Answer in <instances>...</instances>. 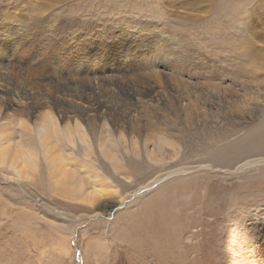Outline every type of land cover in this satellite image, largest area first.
I'll use <instances>...</instances> for the list:
<instances>
[{
	"label": "rangeland",
	"instance_id": "374dc122",
	"mask_svg": "<svg viewBox=\"0 0 264 264\" xmlns=\"http://www.w3.org/2000/svg\"><path fill=\"white\" fill-rule=\"evenodd\" d=\"M209 1L213 0H0V51H5L0 57L12 51L9 48V45L13 44L11 36H6L1 31L5 23L3 13L5 16L9 12L13 13L12 7L18 13L21 12L25 20L5 24L8 31L15 35L23 31L26 34L24 42L34 46L28 59L25 57L21 59L18 52L10 53L13 57V66L17 67L13 70H21L19 69L21 66L41 62L39 57L46 48L59 47L57 45L52 47L49 44L62 43V41L66 52L70 51L69 48H73L75 55H80L84 62L93 64L92 60L89 61L90 48L87 47V51H82V46L75 47L80 42V37L84 35L106 44V48L99 46L96 49L94 55L98 58L103 56L107 46H110L106 41L107 36L103 35L102 31L111 29L113 31L124 26L125 29L132 26L133 32L140 27L145 28L143 34L138 35L135 43L132 42L130 45L125 42L119 43L122 50L130 55H139V58H151V55L156 54L155 44L151 41V38L155 37L170 43L171 37L182 36L184 39H180L181 44L178 43L177 46L171 44L173 47L170 45V52L178 54L179 57L181 54L186 56L187 52L191 54L199 50L198 54L195 52L196 54L192 55L196 56L195 61L198 62L199 69L191 70L185 75L159 76L157 81L154 78L148 80L149 76L146 73L140 75V71L116 73V65H114L110 72L108 69L105 73L109 76L107 78H111L109 83L101 84L87 79L90 80V84L84 78L83 72L80 71L69 77L68 71L73 70L72 67L64 63L65 67H61L57 62H52L47 69L48 73L54 74L62 81L43 86L31 85L23 81L9 85L15 91L25 90L23 93L32 94L35 100L44 99L51 102L53 93L79 95L93 86L99 89L100 92L96 93L107 102L106 104L117 105L122 109L124 113H121L120 120L123 123L118 120L119 124L128 128L130 115L139 117L146 112L147 114L143 115L145 118L143 116L141 118V133L162 132L171 135L172 138L178 136L182 150L170 162L161 163L150 161L141 148L140 152L143 153L139 157L141 160L127 158L130 159L128 160L130 165L126 163L131 169L130 180L124 182L125 180L121 178L120 182L130 186L126 193L134 192L140 187V182H147L146 179L154 171L159 170L154 176V188L149 193L146 192L147 194L145 192L139 194L135 191V194L128 195L122 203L117 204L112 212L104 208L105 211L107 210L104 215L84 217L78 221L65 217L67 215L82 217L90 210L93 211L92 215L96 214L100 211L95 209L96 206L93 208L90 205L96 204L97 201L84 203L58 195L51 197V189L46 186L49 182L47 173L41 176L42 181H45V188L36 184L32 195L29 191L19 188L15 182L7 181L5 175H10L12 172L5 167L0 168V264H264V163H262L264 155L256 154L258 156L234 159L239 161L236 162V168L227 169L229 165L213 167V164L207 162L210 154L206 153L208 148L212 147L213 138L220 140L214 145L218 150V147L228 145L221 140L227 133L234 134V137L229 139L233 141L247 133L250 128L253 129L258 127L259 123H263L264 99L250 116L237 105L244 102L243 95L247 89L254 91L258 88V84L264 88V71L254 73V63L237 59L232 45L226 42V27L229 28L228 32H234L239 27L238 32H240L242 21L239 22L238 27L231 26V20L225 18V15L228 17L229 15L224 12L220 14V16L224 14L220 23L198 20L196 21L199 23L198 27L193 25V19L208 17L202 11L206 10ZM239 2H241V6L237 7L240 12L239 19L245 18L241 16L246 8L245 4L251 2L250 9L258 10L248 26L251 30L262 33L264 8L258 6V0L254 2L239 0ZM214 32L215 36L211 38ZM53 35L56 36L55 39ZM254 41L257 46L264 49L263 43ZM261 53L259 58L264 61ZM119 55L123 56V52H119ZM157 55L159 51L155 56ZM29 58H37L36 63L31 62L33 60ZM16 59L20 61L17 62ZM18 63L25 64L18 65ZM89 65L86 64L84 72ZM11 72L25 77L23 71ZM30 73L38 74L36 71ZM173 77L175 81L177 78L182 80L184 86L178 89ZM151 80L160 86L150 96L139 89L150 86ZM21 84L24 86L22 87ZM27 84L30 85L29 88ZM28 89L31 91L28 92ZM5 97L11 96L5 95ZM213 101L218 102L223 107L222 110L214 113ZM60 102L55 103V106L60 107L62 101ZM182 105L193 106L192 111L197 114H200L202 109L205 112L207 110L208 113L213 112L215 114L213 116L218 119H209V123L211 128L214 126L216 129L210 128V132H205L196 131L195 127L189 125L185 126L179 109ZM227 107L230 109L228 110ZM237 113L246 118L243 123L236 120L239 115ZM165 115L173 121L172 124L164 118ZM123 116L128 120L127 122ZM232 120L236 122L233 125ZM97 135L95 140L99 137V134ZM244 163L250 166L246 165L244 169L242 166L238 167L239 164ZM43 166L45 168V165ZM110 166L112 171V164ZM162 169L164 171L160 172ZM165 174L170 176L167 175L162 182H159ZM36 195L43 196L40 202L34 198ZM102 201L97 204L103 203ZM157 206L159 208L153 211V207L157 208ZM152 218L153 223L149 220ZM143 221H148L149 224L143 226L151 231L144 230Z\"/></svg>",
	"mask_w": 264,
	"mask_h": 264
},
{
	"label": "bare ground",
	"instance_id": "6f19581e",
	"mask_svg": "<svg viewBox=\"0 0 264 264\" xmlns=\"http://www.w3.org/2000/svg\"><path fill=\"white\" fill-rule=\"evenodd\" d=\"M250 1L254 2V0ZM258 2V6L260 8H264V0H258ZM250 3H248V5L245 4L246 8H244V11L241 13V16H245V18L241 17V19H239L238 14L240 12L237 9V7L241 6V2H239V0H213L207 6L206 10L204 9L205 11H202L208 17L203 19H193L192 23L197 27L199 23L196 21L198 20H203L207 23H211L212 21L220 23V20H222L221 18L224 17V14L221 15L223 17H221L220 14L224 12L229 15V17L225 15V18L231 20V26L236 25L238 27L239 22L242 21L240 32H238L239 27L238 30H234V32L229 31L232 37L228 34L229 32L227 30L229 28L226 27V42L232 45V49L235 54L234 56L237 59L246 60V62L251 61L252 63H254L253 72L256 73L258 71H264V61L263 59L261 60V58H259L261 52L262 57H264V49L257 46L254 40H258V42L264 44V31H262L261 33L259 31L251 30L248 26L249 21L254 18L253 15H255V12L257 10L255 8L250 9ZM155 7L158 6L155 5ZM12 10H14L13 13L9 12L7 13V16H5L3 13L5 23H3L2 25L1 31L6 36H11L12 38L13 44L9 45V48L12 49L10 53L18 52L21 59H23L24 57L28 59V55H30L29 53L33 50V44L24 42L26 34L23 31H21L17 35L11 34L8 31L7 26L5 25H9V22H22L23 20H25L24 15L21 12L18 13L17 10L13 7ZM124 27L120 29H113V31L112 29L109 31H102L103 35L105 34V36H107L108 39H106V41L110 43V46H107L108 48L106 49V52L103 54V56H100L98 58H95L94 55L96 49L99 46L106 48V44L94 38L89 39V37L84 35L80 37V42L77 43L75 47L82 46V51H87V47L90 48L88 52V54L91 55L89 61L92 60L93 64L84 62L80 55L78 56L76 54V56L73 48H69L68 50L70 51L66 52L63 49L65 45L63 41L62 43L57 42V44H49L52 47H55L56 45L59 47L56 49L46 48L42 56L39 57L41 60V62L39 63H36L37 58H29V60H33L31 62H34L36 64H26L25 66H21L19 68L21 70H13V68L17 67L13 66V57H11L10 53L4 54L3 57H0V168L5 167L12 172L10 175H5V179L7 181L15 182L19 188L24 189L27 192L29 191L32 195L33 187L36 184L40 185L41 188H45V181H42L41 176L47 173L49 182H47L48 184L46 186L48 189H51V197H56V195H58L66 199L70 198L84 203H92L93 201H97L96 204L90 206H92L93 208L94 206H96L95 209L100 212H96V214L92 215L93 211L90 210L89 213L87 212V215L82 217H69L68 215V217H65L66 219L72 221H78L80 219H83L84 217H95L100 214L104 215L107 211H105L104 208H107L110 210V212H112L117 204L122 203V201L127 198L128 195L131 196L132 194H135V191H137V193L139 194H143V192L149 193L154 188V176L159 172V170L154 171L153 174L146 179L147 182H140V187L134 192L130 191L126 193V190L130 186H125L124 183L122 184V182H120V179L123 178V180H125L124 182H126L131 178V176H129L131 174V169L129 166L130 164L128 163V160L130 159L127 158L136 160V158L142 156L143 153H141L140 151L144 149V153L150 161H157L161 163L170 162L171 160L176 158L179 155L180 150H182V145L178 142L180 138L178 136L172 138L171 135L162 132H158L156 134L150 132L142 134L140 126L141 118L144 114H147L146 112H144V109H142V112L144 113H142L139 117L130 115L131 117L129 119V126L128 128H125V122L123 124L125 126L124 127L119 124L118 121L122 118L121 115L124 113L122 112V109H120L117 105L110 106L106 104L107 102L103 101L99 94L97 95V93L100 92L99 89H95L93 86H90V89H86L87 92L81 93L79 95L53 93L51 102L44 99L41 101H38L37 99L35 100L33 96H31L32 94L23 93V91L25 90L15 91L14 89H11L9 85L11 86V84L13 83H22L23 81L24 83H29L31 85L43 86L48 83L52 84L53 82L62 81L61 78H57L54 74L48 73L47 69L52 62H57V64L61 67H65L64 64L72 67L73 70H71L70 72L68 71L69 77L76 75L81 71L85 74L84 78L86 80L91 79L94 81H98L101 84L109 83V80L111 78H107L109 76H106L107 74L105 73L108 69V72H110V69H112L114 65H116V73H118L119 71H122L123 73H125V71H140V75L142 73V75L146 73L149 76L148 80L154 78L155 81L160 78L159 76L171 77V75L175 76L176 74L185 75L188 74V72H191V70L195 71L196 69H199V67L197 66L198 62L195 61L196 56H192L196 54L195 52H197L198 54L199 50L194 51L191 54L187 52L186 56L181 54V57H179V55L176 53L170 52V48L172 46L171 44L177 46V44L181 42L180 39H184L180 35L171 37L169 41L170 43L163 41V39L161 41L160 38L157 37L151 38L152 43L155 44V50L159 51V55L157 56H155L157 54V51H155L156 54L154 53V56L151 55V58H139V55H130L126 51L122 50V48H120L119 43L125 42L129 45L132 44V42L138 40V35L143 34L145 28L140 27L137 29V31L133 32L131 29L132 26H129L126 29ZM215 32L212 33L213 36L211 38L215 36ZM210 34L208 36H210ZM223 35L226 36L224 33ZM53 36L55 39L56 36ZM213 43L215 42L213 41ZM3 52L5 51H0V54ZM119 52H123V56H120ZM56 59H58L59 61H56ZM16 60L17 62L20 61L18 59ZM24 64L25 63H18V65ZM86 64H90L88 66L89 70L87 69L86 72H84ZM11 71H23L25 73V77H22L23 75L20 76ZM31 71H36L38 72V74L31 75ZM197 74H199V72H197ZM172 79L175 81L174 77ZM89 81L88 83H90ZM151 83L152 84L147 88L139 90L151 96L158 88V86H160V84H158L157 82L152 81ZM170 83H173V81ZM174 83L176 84L175 86L178 89L185 84L179 78H177ZM142 84L144 83L142 82ZM23 86L24 85H22V87ZM257 87L258 88L254 91L252 89H247L245 91V95H243L244 102H242L240 105H237V107L244 110V113H246L248 116L251 115L252 111L255 108L261 105L260 102L262 101V99H264V88H261L259 84L257 85ZM29 91L31 90L28 89V92ZM5 95H10L11 97L6 98ZM60 101H62V105L60 107L55 106V103H61ZM212 104L215 106L214 113L222 110L223 108L218 104V102L213 101ZM185 106L182 105L179 108L181 111V120L186 124L185 126L189 125L193 128L195 127L194 130L196 131L203 130L205 132H210L211 129H216L214 126H212L213 128H211V123H209V119H218L217 117L213 116L215 115L213 112V114L208 113L207 110L205 112L203 111L204 109H202L200 110L201 113L197 114L192 111L193 106ZM230 107L233 108L234 106ZM229 109L230 108H228V110ZM189 111H191L192 113H188ZM164 118L167 119L170 124L173 123V121H171L166 115ZM245 119V117L239 114L237 115L236 120L239 123H243ZM125 120L126 122L128 121L127 119ZM120 122H122V120H120ZM233 123L236 122L232 120L231 124L233 125ZM203 126L204 128L202 129ZM126 130H128V132H126ZM171 132H173V130H171ZM97 134H99V137L95 140V136ZM232 137H234V134H231L230 132L227 133L225 137H222V142H227L228 145L218 147V150H216L217 147L214 145L219 143L220 140L213 138V143L211 145L212 147L208 148L209 150L206 151L207 154H210V158L207 160V162L213 164V167L216 168L220 167L219 165H229L227 169H232L236 168V162H239L235 161L234 159L251 157V155H264V121L261 124L259 123L258 127H255L253 129L250 128L243 136L236 138L233 141H231L232 139L229 140ZM214 149L215 151L212 153ZM109 163L112 164V171ZM126 163H128L129 165ZM262 163H264V161ZM43 165H45L46 169L43 168ZM246 165L250 166V164L244 163L241 165L239 164L238 167L242 166V169H244ZM256 165H258V163ZM178 169L180 168L178 167ZM137 170L138 169H136V171ZM163 171V169L160 170V172ZM134 174H136V172ZM167 175L169 174H165V176L161 180L158 179V181L160 180L159 182H162L167 177ZM115 195L119 196L115 197ZM156 196L159 197V195L157 194ZM42 197V195L34 196V198L38 200V202H40ZM101 199H103V201ZM99 201H102L103 203L97 204L99 203ZM153 208L154 209L152 210L154 211L159 207L157 206V208ZM84 212L85 211H83V213ZM84 214H86V212ZM149 220H151L150 222H152L153 218ZM152 223H150V225H152ZM144 224L149 223L148 221H143L142 226ZM143 227L145 228V226ZM144 230H149V228H145Z\"/></svg>",
	"mask_w": 264,
	"mask_h": 264
}]
</instances>
